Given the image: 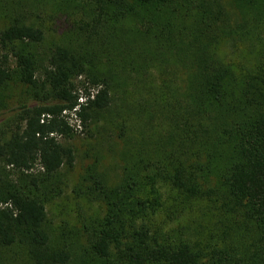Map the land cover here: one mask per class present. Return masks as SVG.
Masks as SVG:
<instances>
[{"label":"trees","instance_id":"1","mask_svg":"<svg viewBox=\"0 0 264 264\" xmlns=\"http://www.w3.org/2000/svg\"><path fill=\"white\" fill-rule=\"evenodd\" d=\"M76 1L49 42L0 4V264H264V0H232L236 23L223 0ZM67 113L118 140V177L85 151L71 193L99 213L54 225L78 157Z\"/></svg>","mask_w":264,"mask_h":264},{"label":"rangeland","instance_id":"2","mask_svg":"<svg viewBox=\"0 0 264 264\" xmlns=\"http://www.w3.org/2000/svg\"><path fill=\"white\" fill-rule=\"evenodd\" d=\"M11 1L22 3L26 9H30L33 13V18L46 30L45 41L49 42L51 39H60L63 36H70L72 31V21L77 18L76 13H81L80 6L82 5L76 0H0V4L8 6ZM226 10L233 23L239 21L240 10L235 2L232 0H223ZM3 20L0 19V26L2 27ZM66 39H69L67 37ZM226 41L221 42L219 47V54L221 57L238 65H249L253 61L254 52L247 45L240 47L239 42ZM237 65V66H238ZM80 80V79H78ZM9 105H13V101ZM69 115L68 121L75 129L76 136L71 141L76 148L78 157L74 161L73 167L65 172L67 177V188L63 194L55 199L51 204L47 205V210L54 225H59L63 222L73 224L76 222V216L79 211L89 214L99 213L98 205L95 203H88L83 199H76L71 193L72 186L77 182L79 176L84 173V169L92 162V158L84 159V152L93 148L92 152L100 151L104 155L101 161L102 169L109 173L111 180H116L118 177V170L114 169V151L119 148L118 140L111 135L109 129L100 131L99 135L95 133L94 128L87 133L82 130L79 122L76 121L72 113ZM7 112L0 111V119L5 117ZM115 123L119 121L118 117H114ZM93 135V137L91 136ZM99 144L98 142H101ZM94 155V154H93ZM8 257V262L4 264H28L27 261L15 258L14 253L9 252L5 255Z\"/></svg>","mask_w":264,"mask_h":264}]
</instances>
